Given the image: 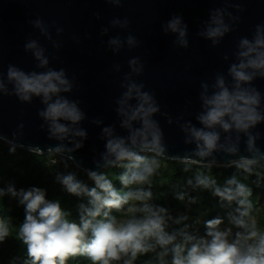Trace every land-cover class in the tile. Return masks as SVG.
<instances>
[{
    "label": "water",
    "instance_id": "obj_1",
    "mask_svg": "<svg viewBox=\"0 0 264 264\" xmlns=\"http://www.w3.org/2000/svg\"><path fill=\"white\" fill-rule=\"evenodd\" d=\"M217 10L229 31L213 44L201 33ZM176 16L186 25L187 47L177 42L178 33L165 31ZM36 20L42 27L35 26ZM257 25L264 26V0H120L119 4L111 0H0V79L7 88V92L0 91V141L33 154L55 156L87 175L118 168L121 162H107L114 157L107 156L106 143L114 137L129 142L130 130L122 126L126 117L118 113L117 101L134 82L143 84L142 91L151 93L159 106L152 119L161 130L164 152L156 155L141 150L139 141L133 151L170 162L185 163L187 157L195 161L189 164L203 167L229 168L242 158L259 164L264 161V121L247 133L217 128L218 146L203 158L193 155L196 143L185 130L189 124L203 127L197 120L202 111V85H209L211 92L217 74L231 80L228 68L237 62L239 41L252 40ZM129 36L136 41L133 46L127 43ZM114 38L119 39V46L109 43ZM31 40L44 50L48 64L43 68L37 67L34 50L25 48ZM134 58H138L134 67L143 66L139 73L129 64ZM9 65L25 72L64 70L72 88L61 95L78 102L84 113L80 122L71 125L68 137L61 141L50 136L48 123L38 114L44 108L40 98L24 102L14 94L7 79ZM245 86L260 92L258 111L264 114V77L257 76ZM139 127L138 121L132 122V129ZM105 128L112 130L111 137ZM80 130L86 135L75 134ZM249 135L254 138L251 150ZM57 145H63V151L54 152ZM230 147L237 151H227Z\"/></svg>",
    "mask_w": 264,
    "mask_h": 264
},
{
    "label": "clouds",
    "instance_id": "obj_2",
    "mask_svg": "<svg viewBox=\"0 0 264 264\" xmlns=\"http://www.w3.org/2000/svg\"><path fill=\"white\" fill-rule=\"evenodd\" d=\"M111 2L119 4L120 0ZM124 23L127 24V21ZM34 24L38 28L42 27L40 20H36ZM165 31L178 33L177 42L182 47H187L186 25H182L180 17H173L167 23ZM228 31L229 27L224 24L221 12L217 10L201 35L216 44L219 42L218 38ZM109 43L119 46V39L114 38ZM127 43L133 46L136 41L129 36ZM25 48L34 50V56L39 62L38 68L48 64L43 55L44 50L35 40L29 41ZM235 56L237 62L228 68L230 81L226 80L224 75L217 74L215 82L211 85V92L209 85H202V111L197 120L203 127L197 128L191 124L185 126L192 141L196 143V151L193 153L195 156H209L217 148L220 139L217 128L224 132L235 130L247 133L248 129L264 121V114L258 111L260 92L254 87L245 86L257 76L264 77V26L257 25L252 40L240 39ZM137 63L138 58L129 61L130 66H133L132 70L139 73L143 66L134 67ZM7 79L19 100L31 102L33 97L40 98L44 108L38 114L48 123L51 137L64 140L72 130L71 125L84 118L78 102L61 95L72 88L63 69L57 71L49 68L42 72H25L9 65ZM143 87V84L130 82L127 91L117 101L120 105L118 113L126 117L122 126L130 130L127 138L129 142H126L125 138L114 137L106 143L107 156L114 157L113 160L107 161L109 164L121 162L123 167L125 165L122 162H129L127 167L131 171L119 177L125 188L150 184V178L159 167L154 157L133 151L138 141L141 150L153 151L156 155L164 152L161 130L158 123L152 119L153 114L159 111V106L151 93L142 91ZM0 91L7 92L3 79H0ZM133 99L136 101L135 105L129 104ZM133 121H138L140 127L132 129ZM104 133L112 136L110 128H105ZM75 134L82 137L86 135L83 130ZM253 139V136H248L249 150L252 148ZM76 147L80 145L77 144ZM63 148V145H57L53 151L61 152ZM227 151L234 153L237 149L230 147ZM183 162L195 163L187 157ZM253 163L255 161L252 159L242 158L237 166L248 169ZM88 175L95 182V187L91 189L78 181L74 174L57 176V180L69 194H86L89 197L88 206L79 205V223L67 218V213L62 210L59 201L46 200L44 189L31 187L17 192L12 186L8 187L7 192L13 197H18L19 203L24 206V219L19 225L17 235L26 246L25 264H65L68 258L75 256L87 257L91 264H115L119 261H123V264H133L138 255L154 251L156 247L161 249L157 254L160 264H164V257L169 254L172 256L171 264H264V232L257 229L255 220L248 223L243 219L249 215L248 209L251 205L247 198L251 191L244 184L237 183L234 178L227 181L229 187H215L214 194L228 201L237 200L244 210L240 212L239 218L231 217V221L237 227L245 229V232H238L236 239L230 243V229L221 231L218 227L221 219L214 218L205 221L206 235L210 239H195L182 231L180 234L183 240L175 243L176 234L170 235L164 231L166 209L148 203L151 199L150 191L141 187L117 191L106 174L90 171ZM196 183L204 188L215 185L214 180L199 175L196 177ZM232 185L235 187H231ZM4 194V191L0 190V196ZM179 198L183 199V196ZM124 205L129 206L124 211L123 218L118 219L109 214V210L120 211ZM185 219L187 217L180 218ZM180 220L176 222L179 223ZM9 234L8 222L0 219V241Z\"/></svg>",
    "mask_w": 264,
    "mask_h": 264
},
{
    "label": "trees",
    "instance_id": "obj_3",
    "mask_svg": "<svg viewBox=\"0 0 264 264\" xmlns=\"http://www.w3.org/2000/svg\"><path fill=\"white\" fill-rule=\"evenodd\" d=\"M139 154L154 157L159 163L155 174L150 178V184L131 185L129 188H125L119 177L125 172L131 171L127 167L128 161L123 162L125 165L123 167L120 165L118 168L106 169L100 173L107 175L113 188L117 191L123 192L137 187L150 191L151 199L148 203L166 209L164 231L170 235L176 234L175 243H180L183 240V236L180 234L182 231L195 239H210L206 235L205 225H195L191 219L197 215L199 210H207L208 220L219 218L222 223L231 224L233 239H236L238 232H245V229L236 225L234 228L231 221V217L239 218L240 212L244 210L237 200L228 201L214 194L215 187L221 189L229 187L227 181L233 178L251 191V195L247 198L251 205L248 209L249 215L243 219L248 223L255 220L257 229L264 232V161L252 164L248 169L237 165L218 168L165 161L145 152ZM52 160H56L57 163L53 164ZM67 165L68 162L59 160L55 156L33 154L0 141V190L5 193L0 196V219L7 221L10 227L9 236L0 241L2 244L0 264H25L27 259L26 246L17 235L19 225L24 219V206L19 203L18 197H13L7 192L9 186H12L17 192L31 187L44 189L46 200L59 201L62 210L67 213V218L76 223L80 222L79 205L88 206L89 197L86 194L80 196L69 194L57 180V176L74 174L75 178L89 189L95 187V182L89 178V175L73 166L69 169ZM198 175L209 177L215 181V185L209 188L197 185L196 177ZM231 187L234 188L235 185ZM180 196H183V199H180ZM199 197L200 201H198ZM183 200L188 203L190 209L188 213ZM128 206L124 205L120 211L111 209L109 214L118 219L123 218V213ZM181 217H187V219L180 220ZM178 220H180L179 223L176 222ZM160 251L161 249L156 247L154 251L138 255L133 264H160L157 255ZM171 260L172 256L169 254L164 257V264H171ZM65 264H91V261L84 256H75L68 258ZM115 264H123V261L115 262Z\"/></svg>",
    "mask_w": 264,
    "mask_h": 264
},
{
    "label": "rangeland",
    "instance_id": "obj_4",
    "mask_svg": "<svg viewBox=\"0 0 264 264\" xmlns=\"http://www.w3.org/2000/svg\"><path fill=\"white\" fill-rule=\"evenodd\" d=\"M200 200H201V198L199 197V198H198V201H200ZM183 202H184V204H185V206H186V212H187V213L190 212V209H189V206H188L187 201H186V200H183ZM137 203H138V202H137ZM206 213H207V210H204V211H203V210H199V211L197 212V215H196L195 217H191V219L193 220L194 224H195V225H198V226H203V225H205V221L208 220ZM218 227H219V229H220L221 231L229 230V229H230V234H229V236H228V240H229L230 243L233 242V241L235 240V239H233V238L231 237V234H232V232H233V229H232V227H231V224H228V223H222V222H221V224H220ZM233 227L236 228L235 225H233ZM1 246H2V244L0 243V247H1Z\"/></svg>",
    "mask_w": 264,
    "mask_h": 264
},
{
    "label": "built area",
    "instance_id": "obj_5",
    "mask_svg": "<svg viewBox=\"0 0 264 264\" xmlns=\"http://www.w3.org/2000/svg\"><path fill=\"white\" fill-rule=\"evenodd\" d=\"M51 162H52L53 164L57 163L56 160H52ZM71 166H73V165H72L70 162H68L67 168L70 169ZM73 167H74V166H73Z\"/></svg>",
    "mask_w": 264,
    "mask_h": 264
}]
</instances>
